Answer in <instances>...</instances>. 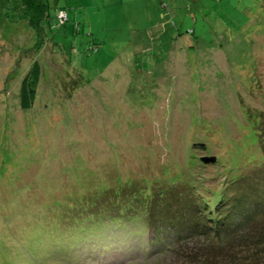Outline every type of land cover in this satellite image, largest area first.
Returning <instances> with one entry per match:
<instances>
[{
	"label": "rangeland",
	"instance_id": "obj_1",
	"mask_svg": "<svg viewBox=\"0 0 264 264\" xmlns=\"http://www.w3.org/2000/svg\"><path fill=\"white\" fill-rule=\"evenodd\" d=\"M48 4L46 45L29 52L20 5L0 2V264H264V0ZM140 173L147 206L110 219L137 189L118 182ZM213 203L227 236L189 234L187 214Z\"/></svg>",
	"mask_w": 264,
	"mask_h": 264
},
{
	"label": "trees",
	"instance_id": "obj_2",
	"mask_svg": "<svg viewBox=\"0 0 264 264\" xmlns=\"http://www.w3.org/2000/svg\"><path fill=\"white\" fill-rule=\"evenodd\" d=\"M1 3L3 4H7L8 2H18V4L20 5L22 12L25 14L24 18H25V22L28 24L29 28L31 29V31H33L34 35H35V39L32 43V45L28 48L30 51L29 52H38V50H40L43 46H44V37H45V32L43 30V27L41 25V21L42 20H47L49 19V4H48V0H0ZM57 9V10H56ZM56 12H54L53 18H55V25H60L62 24L66 19H67V15H66V11L65 9L61 8V7H57L55 8ZM61 11L63 16H58L57 12ZM49 25V24H48ZM192 31V29H191ZM94 43V42H93ZM46 45V44H45ZM96 46H94L95 48ZM42 67L39 63V61L34 58L32 59L29 63H27L25 70L23 71V74L21 75V78L18 82V104L21 108H28L31 106L32 103V99L34 97L35 94V90H36V86L38 83V79L41 73ZM264 142V141H262ZM191 155V154H190ZM86 169V167H85ZM78 170H75V173L68 177V179L70 180H76L78 181L79 176L78 177ZM242 173V172H241ZM243 174V173H242ZM78 177V178H77ZM134 177V176H133ZM129 177V178H123L122 180H120L118 182L117 185L120 184H129L131 182H136L134 185L135 188L137 187V189L135 191H133V193L131 194V196L129 195V192L132 191H127L122 195L119 196H114V199H112V205H114V209H115V213L112 214L110 213V219H114V218H119L121 215H124L125 218L127 219H132V218H136L138 219V206H142V208L144 209L147 206V197L149 196V193L147 191H145L144 186L142 185H147L148 182L151 181V178L149 176H146L142 173H140V177H138V179L136 177ZM241 177V176H240ZM243 178L246 176L243 174L242 176ZM132 178V179H130ZM242 185H244V181L241 182ZM240 183V184H241ZM45 183H39L38 184V189H42ZM236 185V187L238 188L239 185ZM139 186V188H138ZM99 189L104 190L105 187L100 188V186H98ZM134 188V189H135ZM46 188H44L45 190ZM107 190V189H105ZM97 193H100L99 191H97ZM115 195H118V193L114 192ZM114 193H110L112 194V196L114 195ZM89 195V194H87ZM216 201L218 203L219 200V195L216 196ZM144 201V203H143ZM0 203H2V201L0 200ZM90 203L92 204V201H90ZM209 203V201L207 202ZM213 203V209H212V213H209L208 210H210V208L207 207V209H205V212H201V214H195L196 210H191V212H189L187 214V218H188V222L185 224L184 227H187V232L189 234H199L200 236H207V237H212L215 236V238H224L225 236H220L221 234V229H217V227H221L223 228L222 225L227 224L229 222H234L232 221V219H230L228 222H225L228 218L226 217V215L223 213L222 215V219L220 218L221 222L218 223V218L213 217L212 215L215 216V211L216 210V204ZM3 204V203H2ZM50 204H52L53 206H55V203H52L50 201ZM75 202L71 203V206H73V208L75 209H80L83 208V206H79V207H74ZM218 205V204H217ZM105 207H108V204H105ZM3 210V209H1ZM4 212V211H3ZM5 214H7V212H4ZM152 211H149V214H152ZM96 214L99 215V212L96 211ZM212 214V215H210ZM8 215V214H7ZM90 215V213H89ZM157 216V215H156ZM202 216H205L206 218L203 219L201 218ZM252 215H250L249 217H247V219L245 220V224L248 220H250ZM97 217V216H96ZM122 217V216H121ZM77 218V217H75ZM90 218V217H89ZM98 218V217H97ZM213 218V219H212ZM255 219H258L257 222H259V227H260V231L263 232L262 235H260L259 237L256 238V241H252L255 245H259L264 239V215H254ZM253 218V219H254ZM78 220L75 219V221ZM135 224H137V222H135ZM137 228L134 229L135 233L138 235H143V231H141L140 229H138V225L136 226ZM226 227L228 228L229 225H226ZM236 227L231 228L228 232L229 233H233L236 232L237 230H235ZM227 229H222V231H226ZM217 236V237H216ZM233 235H229V237H231ZM151 241V243H156V239L155 236H153L152 238L149 239ZM241 247L243 249H248V245L243 244L241 245L239 248L241 249ZM209 261H207L208 264ZM199 264H203V263H199Z\"/></svg>",
	"mask_w": 264,
	"mask_h": 264
},
{
	"label": "water",
	"instance_id": "obj_3",
	"mask_svg": "<svg viewBox=\"0 0 264 264\" xmlns=\"http://www.w3.org/2000/svg\"><path fill=\"white\" fill-rule=\"evenodd\" d=\"M202 157L200 158V159H202V161H208V160H213L214 159V156H210V157L204 156V158H202Z\"/></svg>",
	"mask_w": 264,
	"mask_h": 264
},
{
	"label": "built area",
	"instance_id": "obj_4",
	"mask_svg": "<svg viewBox=\"0 0 264 264\" xmlns=\"http://www.w3.org/2000/svg\"><path fill=\"white\" fill-rule=\"evenodd\" d=\"M58 14H60V15H58ZM57 15L58 16H63L61 11L57 12Z\"/></svg>",
	"mask_w": 264,
	"mask_h": 264
}]
</instances>
